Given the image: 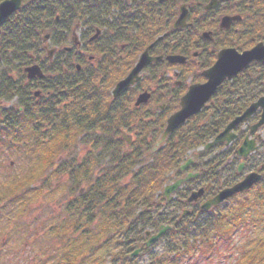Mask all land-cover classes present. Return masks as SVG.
<instances>
[{
  "label": "trees",
  "instance_id": "obj_1",
  "mask_svg": "<svg viewBox=\"0 0 264 264\" xmlns=\"http://www.w3.org/2000/svg\"><path fill=\"white\" fill-rule=\"evenodd\" d=\"M120 1L25 0L0 27V153L3 151L0 156L26 160L28 164L26 173L2 184L0 201L4 206L10 204L23 210V206L32 202L42 203L43 198L46 201L45 197L57 188L50 185L52 180L61 181L58 179L62 176L68 179L63 188L72 200L64 208L65 218L50 225L47 231L48 235H59V249L49 257L52 264H136L138 256L147 253L146 234L152 233L148 229L157 230L162 225L170 227L164 236H171L176 247L167 262L161 259L159 264H170L179 252H187L195 245L200 244L201 251H205L204 248H215L216 242L243 229L251 232L254 223L250 212L253 207L258 210L264 206L263 176L250 191L232 196L219 207L207 212L191 209L190 215L181 218L189 206L184 194L189 186V191L207 186L220 191L239 180L238 141L226 151H221L220 146L200 153L197 150L264 95V65L254 64L224 82L199 114L169 135L153 152L167 117L178 109L179 98L185 91L170 97L168 114L153 124L141 122L142 118L153 116L154 110H147L151 103L140 108L133 106V94L138 88L116 99L110 93L124 71L132 68L136 57L176 16L177 0L163 5L158 0ZM240 1L247 5L244 15L249 18L248 30L253 29L248 35L247 48L264 43V0ZM117 9L118 18L109 20L106 15ZM252 18L257 20L251 21ZM87 24L96 26L94 32L97 28L104 34L112 32L110 37L119 43L120 50L109 48L111 41L109 46L95 52L89 36L83 48L88 57L96 53L100 60L83 68L84 58L73 50L66 53L62 45L75 27H89ZM46 34L51 35L53 48L61 47L63 54L72 59L58 63L54 57L49 60L43 49ZM125 49L127 53H123ZM123 57L128 59V65L121 71ZM32 65L42 69L44 79L27 81L24 69ZM149 84L145 89H149ZM35 91L40 92L39 97L34 96ZM12 102L15 105L3 107ZM131 128L137 141L123 152L119 135L126 130L131 133ZM241 128L236 129L239 140L246 134ZM82 139L87 140L91 151L79 165H67L65 162L73 163L69 146H76ZM98 148L106 152V164H101V155H96ZM64 152L66 157L56 161ZM188 158L194 160L191 171L199 176L167 203L163 188L181 176L179 167ZM259 164L264 167V143L245 160V169L256 170ZM226 169L230 174L223 178ZM256 191L258 194L253 197ZM171 210L174 213L170 214ZM245 239L250 244L256 242L249 237ZM262 243L257 241L258 246ZM238 248L243 249L241 258L245 264H264V245L259 247L260 255L255 251L258 247L254 251H245L244 245ZM136 250L137 255L132 257Z\"/></svg>",
  "mask_w": 264,
  "mask_h": 264
},
{
  "label": "rangeland",
  "instance_id": "obj_2",
  "mask_svg": "<svg viewBox=\"0 0 264 264\" xmlns=\"http://www.w3.org/2000/svg\"><path fill=\"white\" fill-rule=\"evenodd\" d=\"M124 1L125 0H121L120 3H123ZM200 1L202 0H185V2L188 3H199ZM181 3V0H177V4L175 5L176 14L178 13L177 9L179 5H181ZM192 5H194V3ZM112 11L115 12L114 17L112 15ZM112 11L110 12V15H106L109 20L118 18L116 16L119 14V10L117 9ZM199 15L202 16L201 13ZM87 26L89 27H81V29H78L76 31V34L80 38V42L82 43V47L80 49L73 46V43L71 42V35L67 36V42L62 45V48L73 47L77 56H82L83 54H85L83 58L86 63H83V68L87 67V63L95 65V62H98L100 60V55H97L95 53L93 54L94 59L92 61L87 62L89 53L83 52L84 41H86V39L94 33V29L96 28L95 25L87 24ZM203 31H205V29L201 32ZM110 36H113L112 32L109 34L102 33L100 40L96 41L95 43H93V46H91L92 50L97 52L102 48L109 46L110 42L113 41L111 39L113 37ZM180 37H182V35H176L169 42L172 41L174 45H179ZM43 44L44 52L46 51V49L53 48L54 46V44L49 41H43ZM117 44L119 43H115L113 41L109 48H113L116 50V52H118L120 50V46H117ZM62 48H57V52L54 55L56 63L60 61H69V59H72V57H67V55L63 54L61 50ZM127 49H125L123 53H127ZM156 52L157 50L154 53L152 52L151 54L153 55H150V57H157ZM138 56L132 63L131 67L136 62H138ZM43 57L45 58V54ZM124 58L125 57H123L121 60H123ZM45 62L47 61L45 60ZM122 62L123 65L121 71H123V69L127 67L128 59H125ZM200 63L201 65L198 70H195V66L184 67L185 70H183V73H179L180 70L175 69L178 71L177 77L173 76V69L165 71L159 66L153 69L145 68L141 73L142 81L131 88H138V90L133 94V102L135 103V98L138 94L146 91L145 85L151 82V84H149L150 87L148 88L150 90V93L152 94V98L149 102L151 103V105L147 107V110H155L153 116H150L149 119L142 118L141 122H150L153 124L155 123V121H157L158 118H162L163 114H168L169 111L167 103L170 97L176 95L180 96V93L184 92L189 85L195 84L196 82L200 81L201 77L196 71L202 70L207 67L204 65V62H202V60ZM128 72L129 69L125 70L124 74L116 82H120L128 74ZM179 82L180 85H177V87L173 85V83ZM13 105H15V102L4 104L3 107L8 108ZM140 107L141 106H139L138 108ZM159 108H163L162 111H160ZM143 111L146 112V110ZM141 114H143L142 111ZM246 128H248V125L242 126L241 130L244 131ZM259 135L261 136L262 140H264V130H261L259 132ZM119 137L121 151L123 152L127 151V149L132 144H135V142L137 141L136 132L133 131L132 128L131 133H129L127 130L121 131ZM127 140L129 141V144H127ZM86 142L87 140L82 139L80 143L76 144V146L74 144L69 146V148H71L72 150L71 158H73V163L65 162L67 165L74 164L75 166H77L82 163L84 157H86L89 151H91V147ZM85 144H87V146H85ZM1 153H3V151ZM9 153L10 151L8 152V154ZM66 154L67 153L58 157L56 161H58L59 159H64L66 157ZM96 155H101V164L107 163L108 157L104 150L98 148L96 151ZM189 155L190 153H188V156ZM232 167L235 168V165H232ZM27 168L28 164L26 163V160H24L23 162L22 160H11L7 157L3 158V156H0V191L2 190L1 187L3 183H6L11 178H17L20 175L26 173ZM227 170L228 169L223 171V178L227 177L230 174ZM174 178L175 176H173V179ZM58 180L61 181L57 182L55 180H52L50 182V185L56 186L57 188H54L52 190V194H50L48 198L45 197L46 201H44L43 198L42 203L44 204H42L40 201L35 203L32 202L31 204L23 206L25 208L22 210V207L14 209L12 206H10V204L8 206H4L3 202L0 201V264H52L49 257L50 254H56L57 250L59 249L57 244L59 235H48L47 231L50 225H54L56 222L58 223L64 220V208H66L67 204L72 200V196L67 194L65 192V188H63V186L66 185L65 183L68 182V179H66L65 176H62ZM38 184H42V182L39 181ZM256 194H258V191L254 193L253 197H255ZM226 207L227 206H225V208ZM17 212L18 215L16 214ZM168 213L169 211H166V214L170 216V214L174 213V210H171L170 214ZM179 213L180 212H177L176 215H179ZM250 218L251 221H253L254 223L251 232L244 231L243 229L242 232L234 233V236H232V234H229V236L232 237L226 238L228 242L226 241V239L223 240L226 242H216L215 248H204L206 252L201 251L200 244L198 247H196L195 245V247L188 248L189 250L187 252H179L180 254H177L175 260L172 259L173 264H243L245 260L241 258L243 254V249L238 248L240 245L245 246V251H254V249H257L258 247V250L255 251L260 255L259 247H262L264 245V206L262 208L260 206L258 210L256 209V207H253L250 212ZM148 230L152 233L156 231V229ZM243 234H248L245 236L247 238H251V241L255 240L256 242L250 244V241H247L245 239L246 237L243 236ZM259 240L263 242L260 246H258L259 244L257 245V241ZM174 246L175 243L173 242L171 236L166 235L164 236V238L162 237L160 241L158 240L156 243H154V245L152 244L151 246L147 247V253H144L143 255L140 254L141 256H138V261L136 264H159L161 259H164L165 262H167L170 255L174 253H171V251H173V248L176 247ZM165 262H162V264H164Z\"/></svg>",
  "mask_w": 264,
  "mask_h": 264
},
{
  "label": "water",
  "instance_id": "obj_3",
  "mask_svg": "<svg viewBox=\"0 0 264 264\" xmlns=\"http://www.w3.org/2000/svg\"><path fill=\"white\" fill-rule=\"evenodd\" d=\"M164 2L165 0H159ZM228 0H210L209 4L205 7V10L215 9L220 3H224ZM24 3V0H4L0 3V26L5 22V20L10 17L15 11H17L20 6ZM186 7L182 5L179 8V17L174 23V29H177L184 25L186 18ZM232 18L224 17L221 20L220 27L225 28L228 26ZM206 33L205 35H208ZM48 36L45 37L47 39ZM154 46L152 44L148 49H146L139 57L138 62L135 64L134 68L130 73L120 82H118L112 91V96L114 98L120 96L122 93L127 91L129 87L134 86L140 80V73L142 70L151 62L162 61V57L151 58L148 55V50ZM53 51L48 52L51 56ZM169 62L182 63L183 58L180 56L167 57ZM261 63L264 64V46L263 44H257L252 49L238 53L234 49L222 50L218 53L217 59L212 67L202 72V77L206 81L202 84L190 85L186 93L180 98L179 109L168 117L166 121L165 128L160 136V139L155 144V149L165 142L167 137L172 134L181 125L185 124L186 121L201 112L205 104L214 96L217 92L218 87L226 80L233 79L238 73L247 70L251 64ZM25 73L27 74V79L31 80L34 78L42 79L44 77L41 69L37 65L29 66L25 68ZM38 92L35 93L37 97ZM150 95L148 93L140 94L135 102V106L145 104L149 100ZM260 111L259 121L250 127V134L252 135L259 128H264V96L259 98L256 102L249 105V107L239 116L234 118L226 128L210 143H208L204 150H208L214 146L218 145H230L236 138L234 130L241 124L248 122L251 117ZM154 149V150H155ZM257 149L256 141L250 139L248 136L243 140L240 147L237 150V155L239 158L245 159L251 153ZM191 163L189 160L184 166L180 168V171L186 170L188 165ZM243 165H240L238 170L240 171ZM197 175L188 174L184 179L175 181L170 185H166L163 189V195L167 201L172 199V195L180 189V187L187 182L189 179L196 178ZM261 176L257 173L248 174L241 182L219 192L213 199L206 201L200 207L203 211H209L213 207L222 204L225 200L231 196L249 190L254 184L258 183ZM203 194V190L194 192L188 198V203L197 201L199 197ZM168 230L169 226H160L158 232L155 235L149 237L146 242V247L151 246L156 241H158ZM148 235V233H147ZM138 251H136L132 256H136Z\"/></svg>",
  "mask_w": 264,
  "mask_h": 264
},
{
  "label": "flooded vegetation",
  "instance_id": "obj_4",
  "mask_svg": "<svg viewBox=\"0 0 264 264\" xmlns=\"http://www.w3.org/2000/svg\"><path fill=\"white\" fill-rule=\"evenodd\" d=\"M167 1L169 0H165L164 2H160L158 0V3L159 5H163ZM209 2L210 0H202L199 3L197 2L196 3L195 2H191V3L182 2L181 3L182 5L184 4L186 6V11H187L184 25L177 29H174V23L179 17V12H178L176 16L172 18V20L165 26V30L160 31V34L156 37V40L154 41V46L149 51V56H150V55H153L151 54L152 52L154 53L157 50L156 55L157 57H162V61H159L158 63H151L150 65L146 67V69H149V68L153 69L158 66L163 68L165 71L169 69L171 70L173 69L172 70L173 76L177 77L178 71L175 69H179L180 70L179 73H183V70H185L184 67L195 66V70H198L201 65L200 62L202 60V62H204V65L207 67H205L202 70L196 71L197 73H199L201 77L200 81L196 83H203L204 77L201 76L202 72H204L205 70L213 66V64L215 63L217 59V55L220 51L226 50V49H234L238 53H242L246 50H249L250 48H253L256 44H259V43L263 44L264 46L263 42H258L253 47L247 48L246 44L248 42V35L253 31V29H251L250 31L248 30L249 23L247 21H249V18H247L244 15L245 14L244 11H246L244 8L247 7L246 4H244L240 0H230L224 3H220L214 10H205V7L209 4ZM193 3L194 5H192ZM200 13L202 14V16L199 15ZM224 17H229L232 19L230 20L228 26H226L225 28H221L220 27L221 20ZM255 19L257 20V18H252L250 20L255 21ZM204 29L205 31L201 32ZM206 33H209V34L205 35ZM176 35H182V37H180V40H179V43H180L179 45H174L172 41L169 42ZM195 37L197 41L195 40ZM79 48H81V45ZM174 56L182 57L183 62L182 63H178V62L172 63L167 60V57H174ZM173 85L177 87V85H180V82L173 83ZM159 109H162V108H159ZM256 115L258 117L254 121H251L252 123L253 122L256 123L258 121L260 113H256L255 116ZM248 128L244 130V132L246 133L245 136L251 137L252 139H256L257 145H258L257 150H258L260 144L264 143V140H262L261 136L259 135V132L264 129L259 128L257 131H255L251 135L250 131H247ZM221 147H222L221 151H226L229 148V147H224L222 145ZM246 159L244 160L239 159L240 160L239 165L242 163L243 169H242V172H238V167H239L238 165L237 173L240 174V178L238 181H240L247 174L245 170H247L248 172H256L260 174L263 178L264 167L259 164V166L256 167V170L249 171L248 169H245ZM191 160H192L191 163L188 165L185 171L183 172L178 171V173H180L181 175L180 177H178V179H183L188 173H191V172L195 173L191 171V167L194 164V160L193 159ZM187 162H188V159L184 164H186ZM194 180L187 181L185 184L182 185V187L179 189L178 192H181L183 190L184 185ZM196 185H198V183ZM199 188L192 189V191H189L191 189V187L189 186L188 189L184 190V194H187V196L185 197L186 202L188 198L190 197V195L198 191ZM211 188L212 186H207L206 188H200L204 190L201 197H199L197 201L195 202H192V203L187 202L189 206L187 207V210L184 209L186 210L185 211L186 215H190L191 209L200 208L202 204H204L206 201L213 198L218 193V191H214V189H211ZM180 198H183V196L180 195ZM184 217L186 216H181V218H184Z\"/></svg>",
  "mask_w": 264,
  "mask_h": 264
}]
</instances>
